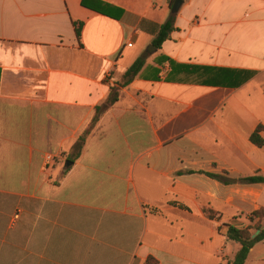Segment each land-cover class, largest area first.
Wrapping results in <instances>:
<instances>
[{"label": "crops", "instance_id": "1", "mask_svg": "<svg viewBox=\"0 0 264 264\" xmlns=\"http://www.w3.org/2000/svg\"><path fill=\"white\" fill-rule=\"evenodd\" d=\"M83 2L0 0V264L233 259L218 229L250 225L264 182L209 174L264 176V0H184L159 49L172 0Z\"/></svg>", "mask_w": 264, "mask_h": 264}, {"label": "trees", "instance_id": "2", "mask_svg": "<svg viewBox=\"0 0 264 264\" xmlns=\"http://www.w3.org/2000/svg\"><path fill=\"white\" fill-rule=\"evenodd\" d=\"M175 0H172V5ZM83 3H86L85 0ZM175 21H176V14H173L169 17V19L162 24V26L159 29V32L157 36L155 37L153 41V45L156 48H161L162 44L169 40L171 38L172 32L175 30ZM76 26V32L78 36H80V29H81V23L74 22ZM163 61L169 62V64L172 66V68L176 66H183L177 64L175 61L163 57V60L159 62L160 64L163 63ZM146 64V59L144 57L138 58L126 71L124 74L120 84L121 86L125 87L128 86L141 72V70L144 68ZM159 77H157L158 79ZM119 93L117 90L112 89L111 94L107 100L108 105H113L118 100ZM102 107L97 108V113L94 116L90 126L87 128L84 135H81L75 144L76 151L69 157L68 159L73 161L80 157L83 146L85 145L88 137L90 136L92 130L95 128L96 124L99 122L100 117L102 115ZM262 130V127L259 126L255 132H253L250 136V140L253 144H255L258 147L264 146V138L261 137L260 131ZM211 177L220 179L226 183H233V182H240V183H247V184H253V183H263L264 182V176L256 174L251 175L247 177H243L240 179H226L224 177H221L219 175L215 174H209ZM250 225L246 228H239L233 224L225 223L222 226L219 227V232L223 235H225L229 240L237 241L240 244L239 250L235 253L233 259L228 260L225 264H246V261L249 257V254L251 252V249L260 241L264 240V207L260 208L254 212L251 213L250 217ZM255 221L256 228L252 225ZM258 231L259 233L253 237V235L256 233L253 232ZM145 264H158L157 260L154 257H149ZM223 264V263H221Z\"/></svg>", "mask_w": 264, "mask_h": 264}, {"label": "water", "instance_id": "3", "mask_svg": "<svg viewBox=\"0 0 264 264\" xmlns=\"http://www.w3.org/2000/svg\"><path fill=\"white\" fill-rule=\"evenodd\" d=\"M183 3H184V0H175L174 3H173V6L171 8V12L173 14L178 13V11L180 10V8L183 5ZM153 48L155 49V46H153ZM72 164H73V161L68 160L67 163H66V166L69 167ZM258 233H259V230L253 235V237L256 236Z\"/></svg>", "mask_w": 264, "mask_h": 264}, {"label": "built area", "instance_id": "4", "mask_svg": "<svg viewBox=\"0 0 264 264\" xmlns=\"http://www.w3.org/2000/svg\"><path fill=\"white\" fill-rule=\"evenodd\" d=\"M55 160H56L55 156L53 154H51V153H48L46 155V157H45L46 167L47 168L52 167L54 165V163H55ZM15 217L18 218L19 217V213Z\"/></svg>", "mask_w": 264, "mask_h": 264}, {"label": "rangeland", "instance_id": "5", "mask_svg": "<svg viewBox=\"0 0 264 264\" xmlns=\"http://www.w3.org/2000/svg\"><path fill=\"white\" fill-rule=\"evenodd\" d=\"M256 223L257 221H255L252 225L256 228ZM253 232L255 233L256 231L253 230ZM227 262V260L225 259V261L223 262V264H225Z\"/></svg>", "mask_w": 264, "mask_h": 264}]
</instances>
